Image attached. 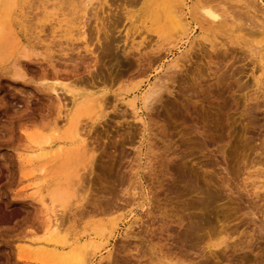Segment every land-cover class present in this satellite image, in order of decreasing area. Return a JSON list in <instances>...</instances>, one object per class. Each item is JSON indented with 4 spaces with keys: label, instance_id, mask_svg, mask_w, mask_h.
I'll return each instance as SVG.
<instances>
[{
    "label": "rangeland",
    "instance_id": "1",
    "mask_svg": "<svg viewBox=\"0 0 264 264\" xmlns=\"http://www.w3.org/2000/svg\"><path fill=\"white\" fill-rule=\"evenodd\" d=\"M5 1L0 0V264H50L46 256L32 257L22 240L41 236L39 198L57 180L60 199L54 202L83 204L86 213L80 216L71 206L65 227L100 228L94 220L121 215L89 264H264V74L258 78L251 53L263 40L253 31L260 30L264 0H187L185 29L160 14L151 18L145 0H131L135 6L130 0ZM200 7L218 13L234 34L201 23ZM83 21L85 43L74 33ZM104 40L113 46L105 48ZM176 56L178 68H168ZM55 80L79 94L104 89L105 115L96 116L95 103L83 106L79 97L75 125L89 130L83 161L77 153L36 156L35 141L70 144L64 112L58 111L75 109L71 94L49 91ZM153 82L164 88L157 92L162 99L155 95L134 116L127 99L140 97ZM123 87L130 90L117 97ZM57 98L66 106L58 108ZM61 184L76 186L69 191ZM125 201L132 204L123 207ZM128 224L132 232L126 235ZM210 226L228 234V247H207Z\"/></svg>",
    "mask_w": 264,
    "mask_h": 264
},
{
    "label": "bare ground",
    "instance_id": "2",
    "mask_svg": "<svg viewBox=\"0 0 264 264\" xmlns=\"http://www.w3.org/2000/svg\"><path fill=\"white\" fill-rule=\"evenodd\" d=\"M3 1H5V0H3ZM11 1V0H10ZM116 1L117 0H115V2H113V3H116ZM136 1V0H135ZM135 1H132L133 2V4H134V6L137 4V3H134ZM138 1V0H137ZM136 1V2H137ZM162 1L163 0H152V1H150V0H145V3H144V9H147V12H149L150 13V17L151 18H153V17H156L158 14H160L159 15V17H161V16H163V17H165L166 18V21H168L169 19L171 20V22L173 23V24H175V25H180L182 28H184L185 29V27H184V24H182V20H184V18H185V15H186V11H185V9H188V6H187V0H179V2L177 1L176 3H178V5L177 4H175V6H173V5H169L168 3H165V2H163L162 3ZM6 2V1H5ZM5 2H3V3H5ZM126 2H127V0H126ZM130 2H131V0H130ZM130 2H128V3H130ZM132 2H131V4H132ZM128 3H125L124 2V4L125 5H127ZM138 3H139V1H138ZM142 3H143V1H142ZM120 4H121V0H120ZM110 5H113V4H110ZM115 5V4H114ZM116 5H118L117 3H116ZM115 5V6H116ZM129 5V4H128ZM142 5V4H141ZM158 5V7H156ZM177 5V6H176ZM120 6V5H119ZM132 6V5H131ZM142 6V7H143ZM84 8V7H83ZM109 10V9H108ZM113 10V9H112ZM115 10V9H114ZM118 10V9H117ZM104 11V10H103ZM111 11V10H110ZM120 11V9L118 10V11H116V13L117 12H119ZM122 11H123V9H122ZM121 12V11H120ZM124 12V11H123ZM7 13H9V12H7ZM113 13H114V11H113ZM115 13V14H116ZM196 13L198 14V16L200 17V22L201 23H203V24H208V27H211V28H213V30H216V31H218L219 29H224L225 30V32L224 33H227V34H234V30H236V29H232V25L231 26H228V25H225V24H223L222 23V19L220 18V15L218 14V13H215V12H213L212 10H210L209 8H207V7H200V8H197L196 9ZM84 15H85V12H84ZM108 15H110V14H108ZM129 15V14H128ZM112 16H113V14H112ZM112 16H110V17H112ZM84 17V16H83ZM114 17V16H113ZM118 17V16H117ZM158 17V16H157ZM199 17H198V19H199ZM257 17V16H256ZM150 18V19H151ZM167 18H169L168 20H167ZM108 19V18H107ZM110 19V18H109ZM116 19L117 18H115V21H116ZM261 19V21H262V24H261V26L259 27L260 28V30H256V31H253V32H255V33H257V34H259V35H261L262 37H263V40L262 41H260V44H259V46L257 47V49H256V47H254V49H256L258 52H256V50L255 51H253V52H251V53H253L254 54V56H255V58L257 59V64H258V67H259V79L260 78H262L263 77V74H264V17L262 18H260ZM111 20H113V19H111ZM154 20H156V19H154ZM153 20V21H154ZM160 20H162V18H160ZM152 21V20H151ZM158 21H159V19H158ZM165 21V20H164ZM164 21H163V23H164ZM160 22V21H159ZM158 22V23H159ZM151 23V22H150ZM169 23V22H168ZM167 23V24H168ZM66 24V23H65ZM79 24V27H77L76 28V30L74 31V33L79 37V38H81V40L83 39V41H84V36H85V33H86V31H85V29H84V26H85V22L83 21V22H79L78 23ZM229 24H232V22H230ZM108 25V24H107ZM111 25H113V23L111 24ZM102 26V25H101ZM109 26V25H108ZM112 27V26H111ZM110 27V28H111ZM105 28V27H104ZM108 29H109V27H107ZM200 28H201V30H202V26H200ZM73 30V28H70V31H72ZM176 30H177V28H176ZM105 32H106V30H104ZM109 31V30H108ZM111 31V30H110ZM237 31H241V29H237ZM102 32V31H101ZM203 32V31H202ZM251 33H252V31H250ZM102 33H104V32H102ZM101 33V34H102ZM177 33V32H176ZM100 34V35H101ZM111 34V33H110ZM175 34V33H174ZM200 34H201V32H200ZM36 36V35H35ZM108 36V35H107ZM98 37H100V36H98ZM101 37H103V36H101ZM100 37V38H101ZM110 37V36H109ZM229 37V36H228ZM261 37V38H262ZM86 38V37H85ZM99 38V39H100ZM104 38V37H103ZM103 38H101V39H103ZM108 38V37H107ZM161 38V37H160ZM159 38V39H160ZM206 38V37H205ZM217 37H215L214 35H213V39L212 40H207L208 42H209V44L211 45V46H214V40L216 39ZM174 39V38H173ZM105 40H106V38H105ZM104 40V41H105ZM107 40H109V39H107ZM133 40H134V38H133ZM164 40V39H163ZM110 41H112V38H111V40H109V42ZM114 41V40H113ZM132 41V40H131ZM168 41H171V40H168ZM101 42V41H100ZM103 42V41H102ZM106 42V41H105ZM173 42V41H172ZM172 42H170V43H172ZM175 42V41H174ZM84 43H85V41H84ZM107 43V47H105V48H108V45L110 44V43H108V42H106ZM142 43V42H141ZM157 43V42H156ZM162 43H164V42H162ZM103 44V43H102ZM111 44H113V43H111ZM147 44H150V43H147ZM167 44H168V42H167ZM208 44V45H209ZM132 45H133V43H132ZM109 46H111V45H109ZM113 46V45H112ZM111 46V47H112ZM133 46H135V45H133ZM147 46V45H146ZM151 46V45H150ZM149 46V47H150ZM171 46V45H170ZM166 47V46H165ZM102 49H103V47H101ZM135 48H137V47H135ZM110 47H109V51H110ZM123 49V48H122ZM126 49V48H125ZM142 49V48H141ZM106 50V49H105ZM169 50V49H168ZM180 50V51H179ZM179 50H177V51H179V53H180V55L179 56H181V54H183L184 53V50H181V49H179ZM252 50V49H251ZM250 50V51H251ZM123 51H124V49H123ZM122 51V52H123ZM141 51V50H140ZM139 51V52H140ZM105 52V51H104ZM113 51L111 50V53H112ZM186 52V51H185ZM109 53V52H108ZM108 54V55H112L113 54V59L115 58V57H117V59H118V53H117V55L115 56L114 55V53H112V54ZM125 53V51L122 53V54H124ZM141 54V53H140ZM252 54V55H253ZM25 55V54H24ZM143 55V54H142ZM142 55H139V56H142ZM105 56V55H104ZM174 56V55H173ZM178 56V58H177V56L175 57V58H173L172 57V59H171V64L169 63V65L167 66L168 68L170 67V69L171 68H178V66H179V59H180V57ZM124 58H127V57H125L124 56ZM123 57H122V60L124 59ZM151 58H153V57H151ZM117 59H114V60H117ZM138 59V58H137ZM140 60H142V58H139ZM148 59V58H147ZM154 59V58H153ZM126 60V59H125ZM152 60V59H151ZM156 60V59H155ZM119 61H121L120 60V58H119V60H118V62ZM147 61V60H146ZM256 61V60H255ZM117 62V61H116ZM115 62V64L117 65V67H118V65H119V63L117 64ZM124 62V61H123ZM126 62V61H125ZM129 62V61H128ZM121 64H122V62L120 63V68H121ZM131 64V63H130ZM127 65V64H126ZM123 66V65H122ZM111 67V66H110ZM124 67V66H123ZM113 68V67H112ZM115 68V67H114ZM113 68V69H114ZM119 68V69H120ZM125 68V67H124ZM128 68V67H127ZM167 68V69H168ZM109 70H110V68H109ZM125 70H127V69H125ZM96 71V70H95ZM112 71V70H111ZM117 71V70H116ZM164 71V70H163ZM16 72V71H15ZM110 72V71H109ZM122 72V71H121ZM168 72V71H167ZM166 72V73H167ZM161 73H164V72H161ZM124 74V73H123ZM127 74H129V73H127ZM119 75H120V73H119ZM17 76V75H16ZM15 76V77H16ZM129 76V75H128ZM161 76V75H160ZM254 76V75H253ZM107 77H108V75H107ZM106 77V79H108ZM116 77V76H115ZM114 77V78H115ZM118 77V76H117ZM111 78V77H110ZM114 78H111V79H114ZM105 79V80H106ZM121 79V78H120ZM158 79H160L159 77H158ZM256 79V78H255ZM263 79H264V77H263ZM98 80V79H97ZM104 80V79H103ZM110 80V79H109ZM118 80V79H117ZM65 81V80H64ZM64 81H58V80H55V84L53 85V84H48V89H49V91H51V92H55L56 94H57V91H58V89H60L61 90V92L62 91H64V92H66V93H69V94H71V101H72V104L74 105V107L72 108V109H75V110H71L70 108L68 109H66V107H65V110L63 111V109H62V111L59 109V111H58V114H60V113H63L64 112V114H63V119L65 120V124H66V126H64V129L65 128H67L65 131L66 132H68L67 134H66V138L68 139V143H70V144H68V145H66V144H64L65 142H62L61 140H59V139H53V140H51V139H49L50 140V142L48 141H45V143L46 144H44L43 142H39V141H35V143H38V144H36L35 145V149L38 151L37 153H36V156H47V157H49V158H64V157H69V156H72V155H74L75 153H77V155H79L78 156V159H77V161L79 162L80 160H82V158L80 157V155L81 154H83V155H87V153L90 151L89 149H87L86 147H87V142H86V137H87V134H88V132H89V130L87 129V126H81V127H79L77 124H78V122H77V126L75 125V120H77V109H79L78 108V104H82L84 101L87 103V105L89 104V102L90 103H92V101L95 103V104H91V105H95L96 107H97V112H96V116L97 115H105L106 114V106H108V105H106L105 106V104H107L106 103V101H104L105 99H104V89H102L101 91H100V93H98V94H91V93H85V94H83L82 92V94H79L78 92H76V91H74L75 90V88H74V90H73V87H71V86H69L66 82H64ZM158 81H160V80H158ZM258 81H260V80H258ZM257 81V82H258ZM99 82V81H98ZM155 82H157V81H155ZM155 82H153L152 84H147V88L144 90V92L142 93V95L140 96V97H137V96H135V97H133L132 99H130V100H128L127 99V101H126V104H127V106L129 107V109H130V111H131V113L134 115V116H140V115H142L143 114V109H145L147 106H149L148 104H150V103H152V102H150V101H153L152 99L153 98H156L157 97V99H158V97H160V94H159V96L157 95L158 93L157 92H159L158 90H160L161 91V88L162 87H160V85H158V83H155ZM256 82V83H257ZM96 83V82H95ZM94 83V84H95ZM260 83V82H259ZM258 83V84H259ZM56 85L58 86L59 85V87H56ZM90 86L92 85V83H90L89 84ZM93 86V85H92ZM91 86V87H92ZM95 86V85H94ZM93 86V87H94ZM259 86V85H258ZM96 87V86H95ZM113 87V86H112ZM111 87V88H112ZM122 87V86H121ZM70 88H72V89H70ZM124 89H125V87H123ZM117 89H118V87H117ZM131 89H133V87L131 88ZM77 90V89H76ZM106 90V89H105ZM112 90V89H111ZM119 90H121V89H119ZM130 89H125V90H123L124 92L123 93H120V91H119V93H118V95H117V97L119 96V97H122L123 95H125L126 96V94H127V92L129 91ZM162 90H164V88H162ZM114 91V90H113ZM133 91V90H132ZM99 92V91H98ZM122 92V91H121ZM60 92H58V94H59ZM116 93V92H115ZM161 93V92H160ZM54 94V93H53ZM57 94V95H58ZM117 94V93H116ZM56 95V97H59V95L57 96ZM113 95H114V93H113ZM120 95H122V96H120ZM155 95H157L156 97H154ZM132 96V95H131ZM79 97H81V100H80V98ZM116 96L114 95V98H115ZM116 97V98H117ZM63 98V97H62ZM161 98V97H160ZM160 98H159V100H160ZM84 99V100H83ZM162 99V98H161ZM121 100V99H120ZM124 100V99H123ZM155 100V99H154ZM79 101H81L82 103H80ZM155 101H158V100H155ZM64 102V101H63ZM150 102V103H149ZM67 103V102H66ZM105 103V104H104ZM138 104H141V106L139 107V105ZM57 105H58V108H61V106H66V104L64 103V104H62V103H60V99L59 98H57ZM87 105H85V106H87ZM125 105V104H124ZM83 106H84V103H83ZM82 107V106H81ZM89 108H90V105H89ZM88 109V108H87ZM90 109H92V110H94L93 108H90ZM80 110V109H79ZM147 110V109H146ZM84 112H86V110L84 111ZM105 112V113H104ZM79 114L80 113H82V111H80V112H78ZM83 114V113H82ZM146 114V113H145ZM81 115V114H80ZM141 121L142 122V118L141 117H138L137 118V121ZM144 123V122H143ZM64 124V125H65ZM56 131V130H55ZM64 131V130H63ZM57 133V132H56ZM64 133V132H63ZM27 137V136H26ZM65 137H64V139H65ZM29 138V137H28ZM34 139V138H33ZM38 140V139H37ZM32 141V140H31ZM31 143V142H30ZM29 143V144H30ZM34 143V142H33ZM26 149V148H25ZM90 154V153H89ZM82 156V155H81ZM88 157H90V156H88ZM81 158V159H80ZM84 158H85V156H84ZM83 161V160H82ZM81 161V162H82ZM77 162V163H78ZM76 163V164H77ZM84 167H85V165H83ZM62 169V168H61ZM82 169H84V168H82ZM81 169V170H82ZM42 170H44V168H40V171H42ZM76 171H78V170H75V173H76ZM78 178V177H77ZM45 180V179H44ZM53 180V179H52ZM79 180V179H78ZM78 180H76V183H77V181ZM46 181V180H45ZM58 181V180H57ZM57 181H55L54 182V185L53 186H51L50 188H47L46 189V195L45 196H41L40 198H39V204L38 205H40V207H41V209H42V211L44 212V222H43V226L41 227V236L39 237V238H36V239H23L22 241H23V245H26V247L30 250V252H31V254L33 255L32 257H34L35 259H38V257L39 258H42L43 256L45 257H48L49 258V262H50V264H89V261H91L90 260V257H91V255H93L94 253H95V250H97V248H100L99 246H101L102 245V243H104V240H105V238L107 237V236H109V235H112V234H114V231H115V228H116V226H117V223H116V221H117V219H119L120 217H121V215H116L114 218H112V219H103V220H101V219H96V220H94V223H96L100 228H96V227H94V226H89V227H86L85 225L84 226H81L80 227V229L79 230H74L73 228H71L72 229V231H70V232H68V230L70 229V228H68V227H65L63 224H66V223H63V220L65 219V221L66 220H69V218L67 219V217H66V215L68 214H66V212H71V213H74V212H72L73 210L70 208L71 206H72V204L70 205V206H68V208H67V203H66V205L64 204V203H62L61 201L60 202H58L57 204L54 202L55 201V198H57V196H58V191H60V189H59V187H60V185L59 184H55ZM67 183V182H66ZM64 184V183H63ZM62 185V184H61ZM67 185V184H66ZM66 185H62V187L64 186H66ZM70 186V185H69ZM73 186H76L75 184H72V187L70 188H68V185H67V189L69 190V189H73ZM74 188H76L77 189V187H74ZM76 189H74V190H76ZM204 190V189H203ZM70 191V190H69ZM73 191V190H72ZM65 192V194L67 195V193H66V190H64L61 194H63ZM77 192H78V190H77ZM76 195V194H75ZM205 195V194H204ZM207 195V194H206ZM70 196H72V195H70ZM77 196V195H76ZM208 196H209V194H208ZM60 197V196H59ZM205 197H207V196H205ZM210 197V196H209ZM75 198H77V197H75ZM74 198V199H75ZM138 198V197H137ZM58 200L60 199V198H57ZM78 199V198H77ZM82 199V198H81ZM80 199V200H81ZM133 199V198H132ZM140 199V198H139ZM210 199H213V198H210ZM57 200V201H58ZM137 200V199H136ZM67 202H69L68 203V205L70 204V200H68ZM78 203L77 201L75 202V201H72V203ZM134 202V201H133ZM79 205L81 204V203H78ZM132 203H130L129 204V202H126L125 201V204H123V207L124 206H129V205H131ZM209 204V203H208ZM77 205V204H76ZM75 205V207H73L72 206V208L74 209H76V211H79V209H80V211H79V214L78 215H80L81 213H84V211L80 208V207H82L83 206V204L79 207L78 205L76 206ZM206 206H207V204H206ZM77 207V208H76ZM79 207V208H78ZM104 207V206H103ZM107 207V206H106ZM83 208V207H82ZM109 207H107V209H108ZM116 209L115 210H117V208L118 207H115ZM103 209V208H102ZM105 209V208H104ZM106 209V210H107ZM110 209V208H109ZM119 209V208H118ZM83 212H82V211ZM106 210H104V211H106ZM111 211H112V209H110ZM110 210H108V211H110ZM114 209H113V211L112 212H114L115 211ZM75 211V213H77ZM103 211V210H102ZM70 213V215L69 216H71L72 214ZM66 214V215H65ZM84 214H86V213H84ZM65 215V216H64ZM83 215V214H82ZM63 216H64V219H63ZM76 216V215H75ZM74 216V217H75ZM81 216V215H80ZM80 216H78V218H81ZM200 217H201V215H200ZM71 218H73V217H71ZM132 218V217H131ZM74 220V219H73ZM79 220V219H78ZM131 220V219H130ZM70 221V220H69ZM68 221V223H70ZM134 221H136V220H134ZM133 221V222H134ZM196 221V220H195ZM74 222V221H73ZM132 222V223H133ZM205 222V221H204ZM63 223V224H62ZM194 223H196V222H194ZM133 225V224H132ZM131 224H128V226L126 227L127 228V230H129L128 232L127 231H125L126 232V235L127 234H129L130 233V231H131V226H132ZM194 225V224H193ZM209 226V225H208ZM65 227V228H64ZM206 228H207V226H205ZM68 228V229H67ZM70 229V230H71ZM117 229V228H116ZM210 229H212L213 231H209V233H208V231H207V234H208V239H207V247H212V248H218V247H220V246H222L223 245V247H228V243H227V240L229 239V237H228V234H226V232L223 230V229H219V230H217L216 228H211V226H210ZM214 229H215V231H214ZM126 230V229H125ZM207 230H209V228L207 229ZM217 230V231H216ZM124 231H123V233H125ZM132 232V231H131ZM24 247V246H23ZM108 252V255L110 254V252H109V250L107 251ZM94 256V255H93ZM45 259V261H47V259L46 258H44ZM40 260H43V258L42 259H40ZM47 261V262H48ZM42 262V261H41ZM45 264H47L46 262H45Z\"/></svg>",
    "mask_w": 264,
    "mask_h": 264
}]
</instances>
